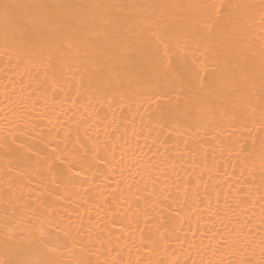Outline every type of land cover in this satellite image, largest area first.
Instances as JSON below:
<instances>
[{"label":"bare ground","instance_id":"6f19581e","mask_svg":"<svg viewBox=\"0 0 264 264\" xmlns=\"http://www.w3.org/2000/svg\"><path fill=\"white\" fill-rule=\"evenodd\" d=\"M9 2L23 6L13 15L24 20L32 16L42 18L49 12L47 8L29 7L32 5H223L239 0ZM249 2L259 3L260 0ZM55 11L60 15L82 11L88 25L95 21V30L88 31L86 37L95 43L73 40L54 61L64 73L63 90L57 89L55 95L48 87L51 80L47 65L37 61L32 44L20 40L18 33L15 40L11 33L5 38L6 21L0 14V100L6 91L15 89L21 93L24 88L36 89V122L44 126V131L52 130V136L42 138L43 142L41 138L30 140L34 148L28 149L23 158L11 157L6 161L0 155V240L6 233L17 237L21 252L15 259L28 258V240L21 233L20 222L24 220L41 225L46 233L52 234L47 238L54 244L58 242V247L45 250L46 258L55 260L56 264H160L161 261L169 264L177 259L180 264H192L193 260L196 264L202 260L207 264L211 253L200 254V248L209 241L219 240L221 235L241 232L244 235L240 238L251 246L245 245L240 255L244 258L254 255L259 260V245L264 237L261 232L264 227V147L261 145L264 136L261 133L264 129L259 123L241 124L232 113L243 108L250 119L259 118L260 53L264 50V22L260 13L257 11L241 31L225 23L223 29L215 32L211 46L200 39V34H205V25L191 26L190 30L198 33L194 36L195 42L190 41L194 51L199 48L194 58L208 64L207 71H201L200 77L203 79L215 72L218 82L216 94L204 102L205 107L191 106L187 97L180 94L179 87L159 88L147 83L126 105L114 102L109 109L107 105L90 102L78 81L81 76L87 79L90 74L94 81L102 78L113 64L121 75L146 69L156 46L155 33L162 30L155 22L161 10L142 8L134 13L112 8L100 14L88 7ZM191 12L193 16L203 15L202 10L195 8ZM7 23L11 27L13 21ZM214 27L208 25L207 34L212 33ZM27 30L35 36L30 22ZM113 36L124 42L117 47ZM226 57L233 61V68L237 60L240 64L235 77L239 81L238 96L224 91L226 80L234 79L226 68ZM169 59L173 64L185 63L175 55H170ZM192 60L189 54L186 63L192 65ZM245 64L254 69L247 81ZM131 83L135 87V81ZM128 84L125 80L124 89ZM245 99H251L256 105L255 112L248 108ZM117 126L129 145L137 141L143 145L146 137L160 136L161 140H169V150L158 157L162 173L157 192L166 189L171 199L156 205L148 203L153 197L147 193H141L139 201L127 190H120L121 195L115 183L120 179L118 173L108 180L103 175L86 177L83 172L76 176L74 169L71 182L53 183L54 173L48 168L52 159L48 158V165L42 167L36 163L45 159L42 153L64 152L62 140L66 129L79 131L82 140L85 132L91 139L97 135L103 139L106 132L111 133ZM33 151L36 155L28 160L26 157L32 156ZM67 166L65 162L62 167L66 170ZM169 226L174 232H166ZM189 244L199 245V248H189ZM221 258L227 262L239 256L228 253L216 257Z\"/></svg>","mask_w":264,"mask_h":264},{"label":"snow or ice","instance_id":"6c2138e0","mask_svg":"<svg viewBox=\"0 0 264 264\" xmlns=\"http://www.w3.org/2000/svg\"><path fill=\"white\" fill-rule=\"evenodd\" d=\"M21 7L23 6L11 3L9 0L0 2V14L6 21L5 38L8 39L11 33L15 40L18 33L20 40L32 44L37 61L47 65L50 70L51 84L48 87L51 88L54 95L57 89L63 90L61 80L64 73L55 66L54 61L64 52L65 45L70 44L73 40H83L88 44L95 43L86 39L87 32L95 30V21L88 25L82 11H70L66 15H60L55 11L56 9L82 10L92 7L100 14H103L105 9L110 10L112 8L129 10L134 13H138L142 8L161 10L155 22L157 27L162 30L155 33L156 46L151 62L146 69L121 75L119 68L113 64L107 68V75L102 78H97L94 81L90 74L87 79L81 76L78 81L80 89L88 96L90 102L94 101L101 106L107 105L109 109L113 108L114 102L126 105L129 99L138 94L139 89L147 83L159 88L179 87L180 94L187 97L191 106L205 107L204 102L216 94L218 82L215 79V72L209 73L206 78L200 77L201 71H207L208 64L194 58L199 48L197 47L194 51L190 41L195 42L194 36L198 33H193L190 30L191 26L204 24L205 34H200V39L211 46L215 32L223 29L225 23L232 25L237 31H241L246 22L257 11L261 15L262 22H264V0H260L259 3L239 0L237 3L229 2L223 5L207 3L197 5L178 3L165 5H32L29 7L47 8L49 12L42 18L32 16L24 20L13 15ZM193 8L202 10L203 15L193 16L191 12ZM10 20L13 21L11 27L7 23ZM28 22L32 24L35 36L32 31L27 30ZM86 25L88 26L86 27ZM208 25L215 26L210 34H207ZM232 35H235V32ZM111 38L117 47L124 42L123 39L117 40L115 36ZM212 50L215 51V49ZM189 54L193 57L192 65L186 63ZM170 55L177 56L185 63L173 64L169 59ZM225 59L226 68L231 71L234 79L226 80L224 91L230 96H238L239 81L235 77L237 76L236 68L240 67L239 61L235 62L236 67L233 68V61L227 57ZM244 67L246 69L244 79L247 81L254 69L247 64ZM259 71L261 73L262 92L258 120L254 116L250 119L243 108L239 112L233 111L232 115L241 124L245 122L259 123L261 129H264V50L260 53ZM45 74L48 75L49 73L46 71ZM125 80L129 81L127 89L123 87ZM132 81H135V87L132 86ZM35 92L36 89L29 91L28 88H24L21 93H17L13 89L11 92L6 91L3 99L0 100V155H3L6 161L11 157H25L28 149L34 148L29 143L30 140L41 138L43 142L42 138L52 136V130L44 131V126L36 122L37 116L34 115L37 109V104L34 101ZM248 92L251 93L252 89L249 88ZM23 93L28 94L24 95ZM180 94L177 95L178 100ZM245 102L253 112L257 110L251 99H245ZM261 135L264 136V132ZM73 137L75 138L73 139ZM84 140L88 142L85 143ZM84 140L81 139L79 131L73 132L66 129V134L62 140L65 144L64 152L57 153L53 150L50 153H42L45 159L43 161L37 160V165L41 167L48 165V158L52 159V164L48 165V168L54 173L53 183L71 182V174L74 169H76V176L83 172L86 177L89 174L103 175L108 180H112L118 173L120 179L115 181L117 190H127L130 196L136 197L137 201L141 199V193H147L153 197L152 201H148L149 204L159 205L164 200L171 199V193L167 192L166 189L157 192V185L162 173L158 157L169 150L167 138L161 140L160 136L146 137L143 145L139 141L135 145H129L128 141L119 134L117 126L111 133L106 132L103 139H100L99 135L95 139H91L85 132ZM261 145L264 147V139L261 140ZM45 147H47L46 144ZM36 151H33L32 156L26 158L32 160ZM57 161L59 164L56 163ZM65 162L68 165L66 170L62 167ZM262 163H264V157H262ZM150 189L151 191H149ZM120 194L122 195L123 191H120ZM20 223L21 233L28 240V258L23 261L15 259L21 252L17 237L6 233L5 238L0 240V264H56L55 260L46 258L45 253L46 248L58 247V242L54 244L47 238L51 237L52 234L46 233L41 225H35L24 220H21ZM248 223L250 224L251 221L249 220ZM262 224H264V220H262ZM166 232H174V229L169 226ZM261 232H264V227L261 228ZM243 235L242 232L238 235L232 233L227 236L221 235L219 240L209 241L203 248H200V254L211 253L207 264H264V237L261 238L259 245L260 258L256 260L254 255L251 258H244L240 255L245 251V245L251 246L246 239L240 238ZM248 235H251V231ZM162 238H165L164 234H162ZM192 247L199 248V245L189 244V248ZM228 253L239 256V258L227 262L222 258L216 259L217 256L223 257ZM35 256L39 258H33ZM160 264H165V262L161 261ZM169 264H180V261L178 259L172 260ZM192 264H196V261L193 260ZM200 264H204V261L202 260Z\"/></svg>","mask_w":264,"mask_h":264}]
</instances>
